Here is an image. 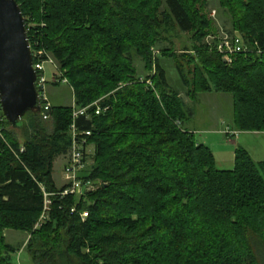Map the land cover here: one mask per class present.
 Wrapping results in <instances>:
<instances>
[{
	"label": "trees",
	"instance_id": "trees-1",
	"mask_svg": "<svg viewBox=\"0 0 264 264\" xmlns=\"http://www.w3.org/2000/svg\"><path fill=\"white\" fill-rule=\"evenodd\" d=\"M16 1L31 49L52 54L75 106L100 101L108 110L76 119L95 148L81 178L98 186L78 200L60 196L66 186L53 178L55 160L72 145L73 107L53 105L49 121L27 113L15 128L21 143L0 105V264H16L6 230L30 235L34 264H264V162L238 148L234 169L220 170L213 151L185 128L188 109L153 53L162 33L190 34L193 45L181 57L194 65L192 81L177 64L191 97L231 95L235 131L264 132V0H220L230 34L262 51L232 65L205 43L206 0ZM176 53L162 55L178 61ZM134 55L154 75L142 81ZM42 187L56 195L35 229Z\"/></svg>",
	"mask_w": 264,
	"mask_h": 264
},
{
	"label": "rangeland",
	"instance_id": "rangeland-1",
	"mask_svg": "<svg viewBox=\"0 0 264 264\" xmlns=\"http://www.w3.org/2000/svg\"><path fill=\"white\" fill-rule=\"evenodd\" d=\"M206 1L207 3L203 9V12L211 23V26L209 27L210 35H208V37L205 39V43L207 44L208 42H213L214 38H221L224 34H230L233 26L231 17L229 13L222 7L220 0ZM162 37L163 40L160 41L157 46L153 49V53L165 69L170 86L179 92L181 99L183 100L184 104L188 109L189 115L188 119L185 120V128L195 134V138L198 142L201 141V138L205 137V140L209 144H212V146H214L211 150H213L216 162L217 160L220 162L226 159V157H231V153L233 151L232 148L230 150H227V148L223 147V143L220 144L222 139H220L219 137L224 136H219L213 133L211 135L203 134L202 132L204 131L195 132L194 130H210L211 127L215 128L213 130H218V128H226L227 124H232L234 118L232 96L228 94L213 92L201 93L200 95H198L197 98H192L189 94L190 88H188V86L184 83L182 77L180 76L177 64L178 62L182 64V68L187 79L189 81H192L194 65L192 63H188L185 58L181 57L183 56L185 47L190 48L193 45L191 35L183 33L179 30H175L169 33H162ZM164 50H173L177 52L176 54L180 56L178 61H176L172 57L163 56L162 52ZM50 55L52 56V54ZM134 58L135 67L137 69V76L142 79V81H144L146 77L154 75V72L149 73L148 71H146L145 62L141 57L134 55ZM44 67L46 72V78L50 81L52 79L55 68L49 63H46ZM56 83L57 82H51L47 88V95L51 101V104L58 107H73L75 104L73 90L66 84H57V86H55L54 84ZM190 112L192 113V115L190 114ZM51 125V122H49L48 126L50 128V131L53 130ZM10 130H12V128H10ZM13 131H15L20 142L23 143L24 135L21 133V131L15 128ZM226 131L227 129L224 131L226 135H231L228 134ZM248 133L252 132H239V134L242 135L240 137L242 139L240 143L242 144L243 149H249L250 152H248L247 150L246 151L251 156V158L253 156L264 157V134L256 135ZM232 136L236 135L232 134ZM213 141L218 145H213ZM94 149V146H88L89 154L86 158V165L83 170L82 176H84V173L88 172V169L93 164ZM229 151L230 156H228ZM67 163L68 155L57 158L53 164V177L58 187H62L66 184L64 170ZM97 188L98 186H96V189ZM86 217H88V213ZM5 237L7 243L11 244L18 250L14 254L16 264H34L32 258L30 257L26 249L27 242L30 239V235L28 233L15 230H6Z\"/></svg>",
	"mask_w": 264,
	"mask_h": 264
},
{
	"label": "built area",
	"instance_id": "built-area-1",
	"mask_svg": "<svg viewBox=\"0 0 264 264\" xmlns=\"http://www.w3.org/2000/svg\"><path fill=\"white\" fill-rule=\"evenodd\" d=\"M207 45L218 54L221 55L222 60L227 65H232L235 58L238 55H249L250 53L262 54V51L259 48V44L255 43L256 50H252L245 40L244 36L238 32L234 34H224L221 38H214L213 42H208ZM32 50V49H31ZM33 54V68L36 72V82L35 86L38 92L41 111L40 115L44 121H49L51 119V110L53 105L47 95V88L51 82H57L61 84H66L69 86L68 80L63 76L57 62L55 59L43 49L40 50H32ZM49 63L54 66L55 70L52 76V79L49 81L46 78V72L44 65ZM148 84L151 85V82ZM73 110V123L70 128L71 136H72V145L68 154V163L65 167L64 174L66 178V188L63 192L59 193L60 196H74L76 199L81 200L82 197L87 193L96 190V184L91 181L83 180L82 173L86 165V158L88 156V137L92 135L90 131L79 132L76 126V119L83 116L87 119L91 117V109H95V114L100 115L105 113L108 108H103L101 106L100 101L95 102L92 105L84 108H77L74 104ZM2 128L0 127V133ZM228 134L238 135V131H232L231 129H227ZM24 151V148L21 149ZM42 191L45 196V205L44 211L41 216V220L36 226L40 228V226L47 220L49 216V212L51 211L52 200L51 197L56 195L54 193H49L44 187H42ZM75 212V209L72 210ZM87 213L82 215L83 219H85Z\"/></svg>",
	"mask_w": 264,
	"mask_h": 264
},
{
	"label": "water",
	"instance_id": "water-1",
	"mask_svg": "<svg viewBox=\"0 0 264 264\" xmlns=\"http://www.w3.org/2000/svg\"><path fill=\"white\" fill-rule=\"evenodd\" d=\"M26 22L16 0H0V105L13 128L41 111Z\"/></svg>",
	"mask_w": 264,
	"mask_h": 264
},
{
	"label": "crops",
	"instance_id": "crops-1",
	"mask_svg": "<svg viewBox=\"0 0 264 264\" xmlns=\"http://www.w3.org/2000/svg\"><path fill=\"white\" fill-rule=\"evenodd\" d=\"M228 128L231 129L232 131H235L233 123L232 124H227L226 128H221V129L218 128V130H213V129H215L213 127H211L210 130H194L195 132H198V131H201L202 132V131H204V132H202L203 134H209V135H211L213 133V134H217L219 136H224V137H219L220 139H222V141H221L220 144L223 143V147L227 148V150H230L232 148L233 151L231 153V155H232L231 157H226V159H224V160H222L220 162L217 160V167L220 170H232V169H234V166H235V152H236V150L238 148H243L242 144L240 143V141L242 140L240 137L242 135H240V134H238L236 136L226 135L224 131L226 129H228ZM248 134L263 135L264 132H252V133H248ZM214 141H213V145H218ZM200 143L208 146L210 149H213V147H214V146H212V144H209L205 140V137L204 138H201ZM232 146H234V147H232ZM246 150L248 152H250L248 148H246ZM228 156H230V151H229V155ZM252 159L256 163H263L264 162V157H261V156L260 157H254L253 156ZM54 181H55V179H54ZM55 184H56V186H57L58 189H61V188H63L66 185L65 184L62 187H58V185H57L56 182H55Z\"/></svg>",
	"mask_w": 264,
	"mask_h": 264
}]
</instances>
